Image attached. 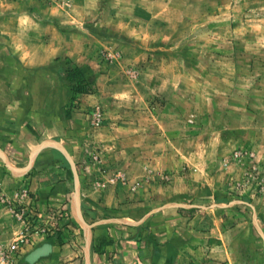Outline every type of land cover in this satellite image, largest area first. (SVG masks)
Returning <instances> with one entry per match:
<instances>
[{
  "label": "rangeland",
  "instance_id": "374dc122",
  "mask_svg": "<svg viewBox=\"0 0 264 264\" xmlns=\"http://www.w3.org/2000/svg\"><path fill=\"white\" fill-rule=\"evenodd\" d=\"M5 1H14L20 14L32 17V28H53L57 36H68L55 42L73 44L79 53L96 39L104 43L90 52L95 63L90 70L110 72L103 82L123 88L115 96L121 104L112 112L106 103L90 106L84 111L87 124L74 129L69 143L78 149V165L103 166V183L125 188L128 197L139 187L152 193L131 217L136 228L146 229L145 262L264 264V0ZM6 14L0 9V17ZM0 56V76L7 80L13 60L2 48ZM49 65L54 77H45L54 86L53 95L67 97L64 106L60 103L53 111L60 113L69 105L62 110L65 115L76 103L70 100L73 91L64 70L77 64L68 56H56ZM41 68L32 69L33 76L38 77ZM88 76L84 79L94 93V78ZM132 98L137 107L133 110L146 112L144 124L155 119L166 141L175 142V155L169 162L173 168L149 166L143 178L127 188L130 177L118 165L122 147L107 146L100 130L116 127ZM5 104H0L1 111L10 108ZM96 108L102 116L97 125L92 118ZM142 181L145 187L139 186ZM147 181L165 189L156 191ZM24 190L8 195L0 188V194L15 197ZM130 203L121 202L120 209L125 213L134 208ZM0 207L19 222L4 204ZM57 213L52 231L32 233V243L20 250L16 262L38 238L57 235ZM34 222L40 224L38 218ZM21 230L9 236L0 232V242L13 241Z\"/></svg>",
  "mask_w": 264,
  "mask_h": 264
},
{
  "label": "crops",
  "instance_id": "0c3cea01",
  "mask_svg": "<svg viewBox=\"0 0 264 264\" xmlns=\"http://www.w3.org/2000/svg\"><path fill=\"white\" fill-rule=\"evenodd\" d=\"M0 9L8 13L6 17H0V48L13 60L10 78L5 80L0 76V97L5 98L4 101L0 99V104L5 106L7 102L10 107L0 110V188L8 195L22 188L28 191L32 207H37L43 221L51 213L58 212L59 217L57 235L38 238L16 264H147L148 248L142 245L146 229L136 228L131 217L137 216L138 206H146L143 201L149 200L152 193L139 187L146 186L143 181L129 197L125 188L103 183V166L78 165V149L69 143L74 129L87 124L84 111L90 106L106 103L111 105L109 112H112L121 104L115 96L120 95L123 88H117L109 80L103 82V78H110V72L90 70V66L95 65L89 58L90 52L104 43L96 39L95 45L90 44L79 53L73 44L56 43L58 38L64 40L68 36H57L53 28H32V17L20 14L14 1L0 0ZM56 56H68L82 69L86 80H89L88 74L94 78L95 92L77 94L73 100L76 105L72 111H67L68 117L62 110L69 105L60 108V113L53 111V107L57 109L67 100L61 94L54 96L52 93L54 86L50 78L54 77V71L47 64H52ZM3 63L0 60V65ZM41 66L40 75L33 76L32 69ZM71 93L69 89L68 95ZM130 100L129 110H124L122 116L124 119L110 131L107 128L100 130L107 146L119 143L122 147V164L118 165L130 177L127 188L142 179L149 166L159 170L173 168L169 162L175 155L172 147L175 142L166 141L165 131L156 128L158 122H154L155 119L145 125L146 112L134 111L137 107L133 104L134 99ZM151 128L152 133H147ZM185 139L194 141L193 137ZM177 177L176 181L181 179ZM147 182L156 191L159 187L165 189L156 182ZM123 201H130L134 208L124 213L120 209ZM165 223L168 220L165 219ZM22 226L0 207L2 235L16 233ZM101 241L105 243L102 248L97 246Z\"/></svg>",
  "mask_w": 264,
  "mask_h": 264
},
{
  "label": "built area",
  "instance_id": "2783aa9c",
  "mask_svg": "<svg viewBox=\"0 0 264 264\" xmlns=\"http://www.w3.org/2000/svg\"><path fill=\"white\" fill-rule=\"evenodd\" d=\"M92 118L94 124L100 123L102 116L98 108L93 111ZM110 181H114V179ZM15 195V197H7L0 194V203L4 204L11 215L23 225L22 230L13 241L7 244L0 242V264H15L20 250L32 243V233L45 235L52 231L51 226L53 227L55 213L51 214V216H46L43 221L44 217L34 211L31 203L29 205L25 202L29 196L26 190ZM36 218H38V221L40 220L38 226L34 222Z\"/></svg>",
  "mask_w": 264,
  "mask_h": 264
},
{
  "label": "trees",
  "instance_id": "16d2710c",
  "mask_svg": "<svg viewBox=\"0 0 264 264\" xmlns=\"http://www.w3.org/2000/svg\"><path fill=\"white\" fill-rule=\"evenodd\" d=\"M66 80L70 83L73 94L70 100H74L77 94H87L92 92L91 85L84 79L83 72L81 68L77 65L65 69ZM65 116L68 117V113H65ZM94 215V214H93ZM97 246L100 248L105 246V243L101 241ZM98 247V250H100Z\"/></svg>",
  "mask_w": 264,
  "mask_h": 264
}]
</instances>
